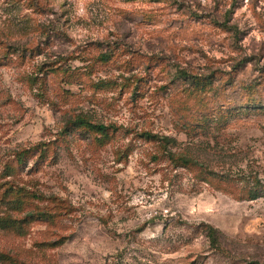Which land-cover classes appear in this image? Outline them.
I'll return each instance as SVG.
<instances>
[{
  "label": "rangeland",
  "instance_id": "374dc122",
  "mask_svg": "<svg viewBox=\"0 0 264 264\" xmlns=\"http://www.w3.org/2000/svg\"><path fill=\"white\" fill-rule=\"evenodd\" d=\"M0 264H264V0H0Z\"/></svg>",
  "mask_w": 264,
  "mask_h": 264
},
{
  "label": "trees",
  "instance_id": "16d2710c",
  "mask_svg": "<svg viewBox=\"0 0 264 264\" xmlns=\"http://www.w3.org/2000/svg\"><path fill=\"white\" fill-rule=\"evenodd\" d=\"M68 124L74 127H81V128H87L90 130H94L95 132H97L98 134H102L105 135L106 132L109 130L108 127L104 126V125H100V124H93L89 121H87L86 119H84L83 117H76L74 120L72 121H68ZM68 124H66V127H68ZM65 132V129H64ZM166 138L165 139H159V141L161 143H165L166 142ZM36 146H33L32 148H28V149H24L21 150L20 152H18L16 154V163H24L27 159V157L33 153L36 148ZM176 160H178L180 163H182L183 165H190L191 164V160L185 158V157H177ZM250 200H254L256 198H258L260 195H258V193H253L252 190H250ZM215 231L211 230V235L210 238L212 240H215ZM15 261V260H14Z\"/></svg>",
  "mask_w": 264,
  "mask_h": 264
}]
</instances>
